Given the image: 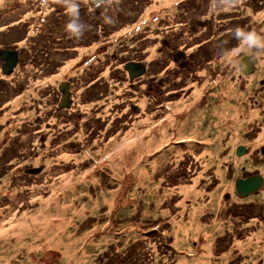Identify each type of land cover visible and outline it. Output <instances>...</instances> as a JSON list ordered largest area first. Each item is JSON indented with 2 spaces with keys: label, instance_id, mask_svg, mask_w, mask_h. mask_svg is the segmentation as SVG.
<instances>
[{
  "label": "rangeland",
  "instance_id": "rangeland-1",
  "mask_svg": "<svg viewBox=\"0 0 264 264\" xmlns=\"http://www.w3.org/2000/svg\"><path fill=\"white\" fill-rule=\"evenodd\" d=\"M0 3V26H6L5 31L0 29V50L21 54L14 72L5 67L9 73L0 76V169L6 171L0 176V264H220L221 258L224 264H235L236 255L224 258L223 252L232 241L244 239L240 232L246 233L252 247L259 246L253 233L264 229V221L254 217L252 208L245 211V202L254 197L238 192L236 181L251 155L237 156L234 149L241 148L239 144L249 145L250 150L264 147V122H253L264 108V49L243 56L259 54L255 65L259 72L255 69L245 75L242 84L239 74L232 80L227 72L223 89L230 91L196 90L195 104L183 94L186 90L177 99L162 97L151 89L127 91L118 86L112 90V71L122 70H112L111 56L102 52L112 25L116 29L124 25L130 34L143 27L133 40L146 38L147 42L133 45L150 46L151 56L156 57L157 34L172 25L162 27L155 11L142 14L148 7H164L168 23L186 18L190 26L192 21V28L197 26L194 20L210 14L216 24L253 30L264 37V0H80V18L86 25L83 37L70 36L65 30L69 17L62 0ZM188 5L195 12L192 18L183 11ZM20 17L24 23H18ZM54 23L58 26L52 30L56 35L51 33V40H61L85 53L82 60L65 68L61 80L51 87L42 85L43 79L57 74L75 50L68 48L66 56L50 60V44L39 45L34 55L30 43L19 45L14 40L31 27L39 31L35 37H46ZM187 28L189 33L173 30L170 34L181 47L187 42L192 51L191 44L198 39ZM213 68L222 72L224 64L215 61ZM153 75L145 79L151 86L156 82ZM207 83L208 78L203 85ZM137 84L134 81L133 86ZM126 85L129 80L122 86ZM67 90L73 97L71 104L63 98ZM206 92L210 95L204 98ZM18 98L27 103L13 107L12 101ZM8 108L11 110L5 116ZM144 112L148 121L142 118ZM215 126L229 132L227 141L219 140V132L210 133ZM252 128L262 133V141L257 140L259 134L254 142L239 141L238 134ZM154 131L165 140L148 149L137 165H130L128 155L138 149L133 146L147 143ZM2 144L7 148L14 144L12 158L20 156V167L12 166L7 157L11 151L4 155ZM232 153L234 157H230ZM234 158L243 159L235 165ZM118 161L127 165L112 166ZM226 161L231 176H227ZM35 168L41 171L27 173ZM139 170L147 172L146 177L138 176L143 182L136 180ZM148 182L153 183L154 195L147 191ZM184 187L195 193L185 195ZM234 187L239 198L234 196ZM16 225L18 231L21 225L30 232H16ZM45 226L47 239L39 236ZM180 227L187 231H177ZM18 233L21 240L16 239ZM183 233L186 238H177ZM8 240L15 243L7 254L9 261L4 259ZM186 240L199 252L195 261V253L183 248ZM255 257L250 254L246 262L256 264Z\"/></svg>",
  "mask_w": 264,
  "mask_h": 264
},
{
  "label": "flooded vegetation",
  "instance_id": "flooded-vegetation-1",
  "mask_svg": "<svg viewBox=\"0 0 264 264\" xmlns=\"http://www.w3.org/2000/svg\"><path fill=\"white\" fill-rule=\"evenodd\" d=\"M164 1V0H162ZM238 3L235 5L237 6ZM192 6L188 5L186 9H183L185 14L190 15V18L195 14L194 11L189 10ZM164 9V8H163ZM178 10V9H177ZM147 12L149 15L151 12H154L153 10H149L147 8V11L142 10V14ZM158 14V22L161 23V26H165L166 24L172 25L168 28H166V31L164 33V30H159V34H157V56L152 57L151 56V48L150 46H147L146 44L142 45L141 47H137L133 45V42L141 43L143 40L147 42V39H138L133 40V38L136 36L137 33L143 30V27L140 31L130 34L128 28H124V25H122L119 28H115L114 25H112V31L110 32V40L108 45L106 46L105 52L102 53L105 55L111 56L112 61V70L118 68L122 70V72L119 71H112V90H118V86L120 87V90H158L161 92L162 97L168 98V99H177L181 93V91L186 90L183 94L188 95L189 101L191 104H195L197 102L196 98V90H226L223 89V86L226 88L227 86V77L226 73H230L232 75V80L237 77V75H240L241 81L240 83H243V77L249 76L254 73V70L259 72L258 68L255 65H258L257 63H253L251 61V58H254L255 56H248L247 58H243L245 56L244 52L239 51V41L234 37V31L233 29H229L225 25L221 26L222 23L216 24L213 22L211 15L199 20H194V23L197 26H191L190 22L184 18L180 19L177 22L174 23H168L167 22V16L166 13L162 12H156ZM165 15V18H164ZM219 16L220 14L217 13ZM21 17L18 19V23H24ZM30 23V22H29ZM31 26L32 23H30ZM174 25V26H173ZM176 25V27H175ZM191 28L192 34L196 37L197 42L194 44H191L193 46V50L190 51V47H186L187 42H183L184 46L181 47L180 43L178 42V39L171 35L170 33L175 31H181L184 34L189 33V30L187 26ZM57 27L58 24L54 23L51 24L50 27V33H46L45 36L35 37V35L39 34V31L31 29L18 39L14 40L15 43L22 45L26 42L31 44V49L33 51V54H37V49L39 48V45H47L50 44L51 48L47 52L49 55L50 60L52 59H58L63 58L66 56L64 53L68 51V48L74 49L68 46L67 43L61 41V40H51L53 35H56L52 30L54 27ZM0 29L2 31L6 30L5 24L0 26ZM253 31V30H252ZM259 32V31H258ZM49 37H51L49 39ZM83 37V35H82ZM83 41V39H82ZM107 41L105 40V44ZM129 45V47H127ZM36 48V49H35ZM53 48V49H52ZM134 48V49H130ZM74 55L67 60L75 61L78 59V62L82 60L84 57V51H80L77 49H74ZM111 50V51H109ZM238 52V53H237ZM93 54V53H92ZM91 54V55H92ZM90 55V56H91ZM259 54H256V57H258ZM122 57H127L128 61L125 63L123 61ZM21 58L20 51L17 52V50H9V49H1L0 50V59L3 62L1 65V77L3 78V74H7L8 71L4 70L6 65L9 61H14V64L10 67L12 68V71L14 72V69L17 66V59ZM73 59V60H72ZM69 61V62H70ZM219 62L224 64V70L219 73H216L213 69V63ZM63 63L62 66H65L67 63ZM77 62V63H78ZM115 63H119L120 65L117 67ZM128 63V64H127ZM110 64V66H111ZM245 65H249L250 71L246 72L244 69ZM74 66V64H73ZM127 69H126V68ZM218 67V66H217ZM213 68V69H212ZM11 71V72H12ZM189 72V73H188ZM155 73L156 82H153L154 85H152V82H145V79L149 77L151 78L152 74ZM62 75V74H60ZM208 78V83L206 85L204 84V81ZM129 80L130 85H126V87H123V83L125 81ZM98 80H93L92 85H94ZM118 81V82H117ZM134 81H138L137 86L134 85ZM203 85V86H202ZM69 86V85H68ZM146 86V87H145ZM64 87H67L66 85ZM167 90H174V91H167ZM66 91V90H65ZM62 92V90H61ZM131 95H134L132 91H130ZM210 93L206 92L204 94V98L208 97ZM64 100H67L69 104L73 103V97L70 96V91L67 90V96L63 97ZM20 98H18L19 100ZM200 99V98H199ZM261 106V104H260ZM224 110L227 112V106L224 108ZM229 111H231V108L229 107ZM32 115L31 113H29ZM253 122L255 124H260L264 122V108L260 110L259 114L254 118ZM246 123V121L244 122ZM209 123L206 122L205 126H208ZM12 127V126H11ZM220 133V141L224 142L229 139V132L225 131H219V129L215 126L211 129L210 133L214 135L215 133ZM257 134H259V130H254L253 128L244 133L238 134L239 141L244 142H254L256 140ZM214 141H217L218 139H213ZM241 148L238 149V146L235 147L234 153L237 156H244V154H248L251 158L249 161H246L247 164L243 165L240 169L241 171V177L236 178V181H241L243 185H250L252 182H255L257 185V188L251 192L246 193L245 196L253 194L252 201L245 202L246 204V210L249 208H252L253 214L255 215L259 221H264V169L262 168L263 160H264V147L250 150L249 145L246 144H239ZM2 151L4 155L7 153V151H11L8 153V158L10 163L13 167L17 165V167H20V156L18 155L17 160H14L12 157L15 156L14 153V144L7 148L5 144L1 145ZM228 147L225 149L224 156H228ZM11 157V158H10ZM226 166V173L227 176H231L232 172L229 171V162H224ZM19 169V168H16ZM28 173V171H27ZM6 171L3 169H0V176H5ZM232 178V177H231ZM230 180V179H229ZM230 186V184H227V186ZM238 192H241L239 190V185H237ZM236 188L234 187V193H236ZM238 192L234 194L237 198ZM228 197L230 196L229 193H227ZM232 206V205H231ZM229 208H227L226 211H228ZM230 211V210H229ZM234 211V209L232 210ZM231 211V212H232ZM256 235V238L259 242L258 247H246V245L249 244L250 239L246 235L245 232H240L239 237L244 238L242 241H238L236 243L240 244V246L244 250V256L243 254H236V253H229L228 255H231L232 253L236 256L233 257V262L235 261V264H248L246 262L247 257L250 254L255 255L256 257V264H264V229H257L254 230V233ZM247 236V237H245ZM234 244V241H232V244L229 246V248L225 251H228L232 245ZM224 251V252H225ZM226 255V256H228ZM262 255V257H261ZM225 264H233L226 262Z\"/></svg>",
  "mask_w": 264,
  "mask_h": 264
},
{
  "label": "bare ground",
  "instance_id": "bare-ground-1",
  "mask_svg": "<svg viewBox=\"0 0 264 264\" xmlns=\"http://www.w3.org/2000/svg\"><path fill=\"white\" fill-rule=\"evenodd\" d=\"M0 5H1V3H0ZM164 7H160L159 9H154V8H152V7H148V9L149 10H153V11H155V12H162V13H165V8L163 9ZM260 14V12H257V16ZM28 18H30V16H28ZM91 49H93L92 47H91ZM17 52H18V50H17ZM259 58H257V57H254V58H251V61L253 62V63H257V64H259ZM74 62V61H73ZM71 65H73V63H72V61H70L69 63H67L65 66H59L58 67V72H57V74H55V75H53L52 73H50L49 75H47L44 79H43V82H42V85H45V86H51V87H54L56 84H58V82L61 80V79H59V78H61L62 77V75H59L60 73H62V72H64V70H65V68H67L68 66H71ZM126 68V67H125ZM127 69V68H126ZM244 69H245V71L246 72H249L251 69H250V67H249V65H245L244 66ZM35 90V89H34ZM230 90H224V93H226V92H229ZM22 98H20L19 100L18 99H14L13 101H12V103H13V107H17L20 103H22V102H25V103H27V101H22L21 100ZM46 103V102H45ZM145 103H146V101H145ZM15 104H16V106H15ZM230 108H231V106H230ZM11 109L10 108H8V109H6V113L4 114L5 116L8 114V112L10 111ZM28 113H30V111H28ZM143 120H145V121H148L149 120V118L147 117V113H143ZM245 122V121H244ZM154 132H157V133H154ZM153 132V135L154 136H152V138L147 142V143H136L135 145H138V147L136 146L135 147V145L133 146L134 148H138L137 149V151L136 152H133L132 154H129L128 156H129V158H128V163L130 164V165H133V166H135V165H137V161L139 160H142L144 157L142 156L148 149H151L155 144H158V145H160V144H162V141H164L165 140V138L163 137V135H161L160 133H159V131H154ZM262 139H263V135H262V133H260L259 135H258V138H257V140H258V142H261L262 141ZM230 153H231V151H230ZM177 154H179V151L177 152ZM230 157H234V155H233V153L230 155ZM243 158H241V159H237V158H234V161H233V163H235V165H238L239 163H241V160H242ZM119 165H127V163H126V161H123V162H113L112 163V166H119ZM135 169V168H134ZM119 170V167H117L116 168V171H118ZM138 176H143V177H146L147 176V172L146 171H141V170H139L138 172H137V176H136V180L137 181H139V182H143V181H145V180H143V179H141L140 177H138ZM237 184L239 185V190L241 191V192H243V191H245V193H251V191H254L256 188H257V185H256V183L255 182H252V184H250V185H243L242 184V182L241 181H238L237 182ZM153 185V183L152 182H148V188H147V191H149V192H151V193H153V195L156 193V192H154L153 191V189L151 188V186ZM182 191H183V193L185 194V195H187V194H190V193H195V191L193 190V189H191L190 187H184L183 189H182ZM38 225V224H37ZM18 227H19V225H16L15 227H14V230L16 231V232H25V233H27V232H30L29 231V229H27V227L26 226H21L20 225V231H18ZM24 229V230H23ZM184 227H180L177 231H179V230H182L183 232H185V231H187V229H185ZM3 233V231H1L0 232V235ZM32 233V235H34V232L32 231L31 232ZM46 234V226L44 227V228H42L41 229V231L39 232V236H44L45 237V239H47V236L45 235ZM182 236H185V233H183L182 235H180V234H177V238H182ZM185 238H186V236H185ZM16 239L17 240H21V235L18 233L17 234V237H16ZM187 241V240H186ZM23 244H25V245H27L28 244V242L27 241H24V243ZM14 246H15V243L12 241V240H8V242L6 243V255L4 256V259L5 260H7V261H9V257H8V253H9V250H11V249H13L14 248ZM251 246V243L249 242V244L248 245H246V247H250ZM29 247V252H30V245L28 246ZM208 246L206 245V248H207ZM184 249H186L187 251H189V252H192V253H195V254H193L192 255V257H193V261H195L196 260V255L199 253V252H196L195 250H194V248H192L191 247V245H190V243L187 241V246L186 247H183ZM231 252H233V253H236V254H243V256L245 255L244 254V250H243V248L240 246V244H238V243H234L233 245H232V247L228 250V251H225V252H223V254H224V258H225V256L226 255H228L229 253H231ZM224 259L223 258H221L220 259V261H219V263L220 264H224Z\"/></svg>",
  "mask_w": 264,
  "mask_h": 264
},
{
  "label": "clouds",
  "instance_id": "clouds-1",
  "mask_svg": "<svg viewBox=\"0 0 264 264\" xmlns=\"http://www.w3.org/2000/svg\"><path fill=\"white\" fill-rule=\"evenodd\" d=\"M65 14L69 17L65 24V30L70 36L80 37L86 25L80 18V0H62ZM234 37L240 42V52H251L253 49H264V37L254 31L237 28Z\"/></svg>",
  "mask_w": 264,
  "mask_h": 264
},
{
  "label": "water",
  "instance_id": "water-1",
  "mask_svg": "<svg viewBox=\"0 0 264 264\" xmlns=\"http://www.w3.org/2000/svg\"><path fill=\"white\" fill-rule=\"evenodd\" d=\"M13 64H14V61L8 60V64L6 65V67L10 68ZM10 70L12 71V68ZM7 73H9V72H7ZM27 171L28 172H40L41 168H35V169L27 170Z\"/></svg>",
  "mask_w": 264,
  "mask_h": 264
}]
</instances>
